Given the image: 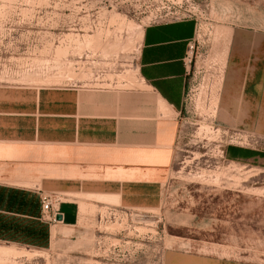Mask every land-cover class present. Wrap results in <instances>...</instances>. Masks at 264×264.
Returning <instances> with one entry per match:
<instances>
[{"label":"rangeland","instance_id":"374dc122","mask_svg":"<svg viewBox=\"0 0 264 264\" xmlns=\"http://www.w3.org/2000/svg\"><path fill=\"white\" fill-rule=\"evenodd\" d=\"M0 11V84L115 94L143 86L147 24L196 22L174 163L154 205L79 202L75 226L53 229L45 248L0 241V264H264V158L226 156L230 145L264 152V122L236 118L246 98L233 83L234 51L264 36V0H0Z\"/></svg>","mask_w":264,"mask_h":264},{"label":"crops","instance_id":"0c3cea01","mask_svg":"<svg viewBox=\"0 0 264 264\" xmlns=\"http://www.w3.org/2000/svg\"><path fill=\"white\" fill-rule=\"evenodd\" d=\"M195 34L192 18L147 24L136 61L143 86L123 94L0 84L1 242L47 247L53 229L75 226L79 202L154 205L174 163ZM252 38L259 43L234 51V90L246 98L236 118L264 122V36ZM41 194L59 196L63 220L44 215Z\"/></svg>","mask_w":264,"mask_h":264},{"label":"built area","instance_id":"2783aa9c","mask_svg":"<svg viewBox=\"0 0 264 264\" xmlns=\"http://www.w3.org/2000/svg\"><path fill=\"white\" fill-rule=\"evenodd\" d=\"M192 40L188 44V52L193 51L194 45H193ZM41 201H42V209H43L44 215L50 221H56L57 220L56 216L59 214V204L61 202L59 196L56 194H41Z\"/></svg>","mask_w":264,"mask_h":264},{"label":"trees","instance_id":"16d2710c","mask_svg":"<svg viewBox=\"0 0 264 264\" xmlns=\"http://www.w3.org/2000/svg\"><path fill=\"white\" fill-rule=\"evenodd\" d=\"M259 157L264 158V152L249 148H236L229 146L227 150V158L235 161H245L250 158L257 160Z\"/></svg>","mask_w":264,"mask_h":264},{"label":"water","instance_id":"95a60500","mask_svg":"<svg viewBox=\"0 0 264 264\" xmlns=\"http://www.w3.org/2000/svg\"><path fill=\"white\" fill-rule=\"evenodd\" d=\"M56 219L57 220H63V215L60 213L56 216Z\"/></svg>","mask_w":264,"mask_h":264},{"label":"bare ground","instance_id":"6f19581e","mask_svg":"<svg viewBox=\"0 0 264 264\" xmlns=\"http://www.w3.org/2000/svg\"><path fill=\"white\" fill-rule=\"evenodd\" d=\"M6 8V7H5ZM3 10V9H2ZM5 10V9H4ZM6 11V10H5ZM1 12V11H0ZM2 15V14H1Z\"/></svg>","mask_w":264,"mask_h":264}]
</instances>
